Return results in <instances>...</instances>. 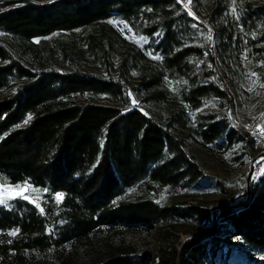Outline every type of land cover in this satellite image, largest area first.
Returning a JSON list of instances; mask_svg holds the SVG:
<instances>
[{
	"label": "trees",
	"instance_id": "16d2710c",
	"mask_svg": "<svg viewBox=\"0 0 264 264\" xmlns=\"http://www.w3.org/2000/svg\"><path fill=\"white\" fill-rule=\"evenodd\" d=\"M191 2L197 17L178 0H0V171L38 193L0 204V264H264V161L213 207L160 200L207 180L188 142L241 165L263 145L201 109L233 112L227 84L264 92V0ZM246 64L254 85L234 78ZM178 222L217 231L179 251L114 242Z\"/></svg>",
	"mask_w": 264,
	"mask_h": 264
},
{
	"label": "rangeland",
	"instance_id": "374dc122",
	"mask_svg": "<svg viewBox=\"0 0 264 264\" xmlns=\"http://www.w3.org/2000/svg\"><path fill=\"white\" fill-rule=\"evenodd\" d=\"M178 1L183 7L188 3V0ZM185 9L188 13L190 11L193 14L192 16L197 17L192 2L189 4L188 8ZM254 70L259 71L260 65H256L255 69H253L246 64L239 73H234V78L235 80H240L244 84L254 85L257 80L256 75H251L252 73L257 74V71ZM227 88L235 104L233 112H228L224 108H219L212 100L207 101L201 111L219 112L220 114L225 115L233 126H239L250 136L256 137L257 140H261L263 145L260 148L258 146L255 148V150H257L256 152L259 151L260 153L264 149V137L261 136L262 133L260 132V127H264V92L260 93L259 91H252L239 98L233 91L231 85L227 84ZM2 95L3 94L0 93V97ZM99 101L104 102L106 100L102 98ZM140 109L145 111L143 107H140ZM187 148L190 153L195 155L200 168L207 177V180L202 188L192 191L191 193L181 191L163 192L160 196V200L165 204L201 201L206 206L213 207L223 199L236 198L244 188V180L247 173H249L252 168L257 169L259 166L261 168L260 163L255 164L254 166L252 164L255 155L259 154L256 152L251 158L245 159L241 165L240 161L233 159L232 153L223 156H215L191 142L187 143ZM25 182L31 186L24 176L15 171H0V184L5 186H15L23 185ZM33 190L35 189L31 186L30 189L24 192V195H27L30 200L37 201L38 193L36 190ZM9 200L10 199H7V202ZM215 231H217L216 228ZM215 231H205L199 229L196 225L186 222H178L161 226L160 228H152L143 235L135 236L119 234L114 236V242L119 243L124 240L126 243H132L138 253H143L147 250L158 252L162 250L176 249L179 251L182 242L186 239L194 236H203L208 232L211 233ZM219 235L223 236L224 241L233 240L231 237L224 235L221 231H219ZM222 246H224L223 249L227 248L224 243H222ZM210 259H212L211 256Z\"/></svg>",
	"mask_w": 264,
	"mask_h": 264
},
{
	"label": "snow or ice",
	"instance_id": "6c2138e0",
	"mask_svg": "<svg viewBox=\"0 0 264 264\" xmlns=\"http://www.w3.org/2000/svg\"><path fill=\"white\" fill-rule=\"evenodd\" d=\"M190 3H191V0H188V3L185 4L184 7L188 8ZM233 4H235V0H233ZM232 11L233 13H235L236 11L235 7H233ZM189 15H193V14L189 11ZM208 39L211 40V34H209ZM156 58L159 59V57H156ZM251 75L255 76L256 73H252ZM262 87H264V85H262ZM29 119H31L30 116H29ZM260 132L264 133V127H260ZM30 187L31 186L27 182H25V184L23 185H15V186H5L3 184H0V204H6L7 199H11L14 196H22L24 199H29L27 195H24V192L30 189ZM56 198H57V201H59L60 199L63 198V194L58 193ZM37 207H39V204H37ZM41 212H43L42 208H41ZM11 235H16V232H12Z\"/></svg>",
	"mask_w": 264,
	"mask_h": 264
},
{
	"label": "built area",
	"instance_id": "2783aa9c",
	"mask_svg": "<svg viewBox=\"0 0 264 264\" xmlns=\"http://www.w3.org/2000/svg\"><path fill=\"white\" fill-rule=\"evenodd\" d=\"M116 23L119 26H121L122 30L129 31L128 25L125 22L117 20ZM131 36L135 37L133 34H131ZM261 136L264 137V133H262ZM263 161H264V149L259 154L255 155L254 159L252 160V164L254 166L255 164H259V163L261 164ZM259 171H260V166L257 169L253 170V176L256 177Z\"/></svg>",
	"mask_w": 264,
	"mask_h": 264
}]
</instances>
